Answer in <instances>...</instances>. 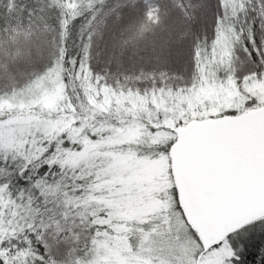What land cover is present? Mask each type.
Here are the masks:
<instances>
[{
    "label": "snow or ice",
    "instance_id": "snow-or-ice-1",
    "mask_svg": "<svg viewBox=\"0 0 264 264\" xmlns=\"http://www.w3.org/2000/svg\"><path fill=\"white\" fill-rule=\"evenodd\" d=\"M0 264H264V0H0Z\"/></svg>",
    "mask_w": 264,
    "mask_h": 264
}]
</instances>
